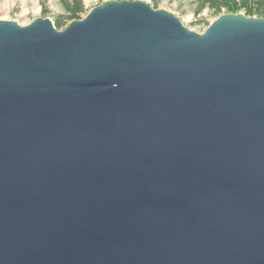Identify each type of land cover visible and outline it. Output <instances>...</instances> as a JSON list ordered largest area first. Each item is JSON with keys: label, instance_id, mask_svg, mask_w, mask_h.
Listing matches in <instances>:
<instances>
[{"label": "water", "instance_id": "water-1", "mask_svg": "<svg viewBox=\"0 0 264 264\" xmlns=\"http://www.w3.org/2000/svg\"><path fill=\"white\" fill-rule=\"evenodd\" d=\"M0 264H264V18L0 20Z\"/></svg>", "mask_w": 264, "mask_h": 264}, {"label": "rangeland", "instance_id": "rangeland-1", "mask_svg": "<svg viewBox=\"0 0 264 264\" xmlns=\"http://www.w3.org/2000/svg\"><path fill=\"white\" fill-rule=\"evenodd\" d=\"M134 0H0V20L26 26L37 18L49 19L61 31L104 2ZM152 9L173 14L182 25L203 33L222 10L226 14L264 18V0H138Z\"/></svg>", "mask_w": 264, "mask_h": 264}, {"label": "built area", "instance_id": "built-area-1", "mask_svg": "<svg viewBox=\"0 0 264 264\" xmlns=\"http://www.w3.org/2000/svg\"><path fill=\"white\" fill-rule=\"evenodd\" d=\"M223 14H226L225 10H222V12L219 14V16L223 15Z\"/></svg>", "mask_w": 264, "mask_h": 264}]
</instances>
